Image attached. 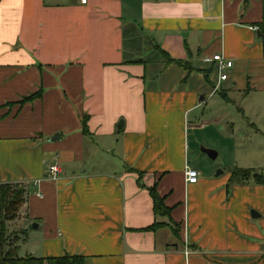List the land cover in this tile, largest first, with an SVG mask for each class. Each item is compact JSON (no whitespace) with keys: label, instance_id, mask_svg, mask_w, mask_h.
Segmentation results:
<instances>
[{"label":"crops","instance_id":"1","mask_svg":"<svg viewBox=\"0 0 264 264\" xmlns=\"http://www.w3.org/2000/svg\"><path fill=\"white\" fill-rule=\"evenodd\" d=\"M263 23L264 0H0V184L26 191L8 223L19 256L264 264V183L216 178L198 148L216 94L264 96Z\"/></svg>","mask_w":264,"mask_h":264},{"label":"rangeland","instance_id":"2","mask_svg":"<svg viewBox=\"0 0 264 264\" xmlns=\"http://www.w3.org/2000/svg\"><path fill=\"white\" fill-rule=\"evenodd\" d=\"M226 93L227 99L218 93L204 106L209 114L206 123H211L213 127L206 132L202 131L203 141L198 148L201 152L202 147L211 148L205 143L219 147V150L212 148L220 151L217 159L208 157L217 166L213 170L215 176L218 170L225 172L219 177L228 176L235 167L251 168L264 173V96L261 93L247 94L233 90H227ZM218 116L220 120H217ZM194 122L197 123L196 120ZM196 167L204 169L205 166ZM14 236L10 233V240Z\"/></svg>","mask_w":264,"mask_h":264},{"label":"trees","instance_id":"3","mask_svg":"<svg viewBox=\"0 0 264 264\" xmlns=\"http://www.w3.org/2000/svg\"><path fill=\"white\" fill-rule=\"evenodd\" d=\"M261 31L264 32V23ZM169 62L181 61L173 60L169 55L162 50ZM38 93L33 96H37ZM31 96V97H33ZM83 126L86 128L85 122ZM84 128V129H85ZM87 131V130H85ZM253 179L258 184L264 183V173L257 172L251 168H234L232 171L230 182H247ZM150 194L154 202V211L156 215L168 216L171 208H169L163 196L157 191V186L154 185L150 189ZM26 191L19 184H0V264H86L85 257L82 255H63L58 257H37L33 255L19 256L18 247L14 245L16 236L11 238L8 231V223L15 220L20 214L21 207L25 203ZM165 225L161 222H155L148 229H156L159 226ZM174 225V231L177 232V225Z\"/></svg>","mask_w":264,"mask_h":264},{"label":"built area","instance_id":"4","mask_svg":"<svg viewBox=\"0 0 264 264\" xmlns=\"http://www.w3.org/2000/svg\"><path fill=\"white\" fill-rule=\"evenodd\" d=\"M80 1L81 3L85 4L88 0ZM207 60H213L217 64L220 81H226L229 78V70L234 66L233 60L229 59L221 53L215 54L212 58H208ZM47 172L50 178L57 179L60 172V167L56 162L48 164ZM186 176L188 182L196 183L199 179V171L194 167L188 166L186 169Z\"/></svg>","mask_w":264,"mask_h":264},{"label":"water","instance_id":"5","mask_svg":"<svg viewBox=\"0 0 264 264\" xmlns=\"http://www.w3.org/2000/svg\"><path fill=\"white\" fill-rule=\"evenodd\" d=\"M59 138V134H56L54 139H58ZM202 151L206 152L212 159H215L218 155L217 151L211 148H206V147H202ZM223 172V170H218L217 174H221ZM252 216L253 217H258L260 216V214L256 213V212H252Z\"/></svg>","mask_w":264,"mask_h":264}]
</instances>
